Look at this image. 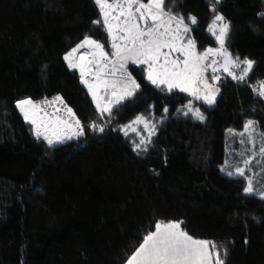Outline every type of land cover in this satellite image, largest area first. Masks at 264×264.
Instances as JSON below:
<instances>
[{
	"label": "trees",
	"instance_id": "1",
	"mask_svg": "<svg viewBox=\"0 0 264 264\" xmlns=\"http://www.w3.org/2000/svg\"><path fill=\"white\" fill-rule=\"evenodd\" d=\"M164 11L184 17L198 51L217 46L209 26L219 14L232 58L255 62L243 81L220 77L214 106L197 102L203 120L187 110L190 95L156 87L132 63L140 88L111 112L97 108L64 58L85 36L111 56L95 0H0V264H125L171 221L214 244L224 264H264V197L220 171L228 128L253 119L264 132V96L250 87L264 79V0H165ZM53 96L83 134L50 145L17 102ZM138 117L150 134L128 129Z\"/></svg>",
	"mask_w": 264,
	"mask_h": 264
},
{
	"label": "snow or ice",
	"instance_id": "2",
	"mask_svg": "<svg viewBox=\"0 0 264 264\" xmlns=\"http://www.w3.org/2000/svg\"><path fill=\"white\" fill-rule=\"evenodd\" d=\"M96 3L101 8L103 24L114 51L110 56L109 52L104 50L103 44L85 37L76 48L65 56V59L69 61L71 68L78 67L80 69L82 83L88 86L94 99H100L97 96L100 88L105 90L111 88L112 96L115 99L110 100L109 105L102 108L103 112H111L112 104H118L126 97L132 96L140 88L131 73L127 71L129 62L134 65H146V78L156 87L166 85L169 92L173 89L188 92L197 99H203L209 105L215 102V93L201 96L198 85L203 84L205 89L212 88V85L203 76V73L212 67V64L217 63L216 60H213L212 64L207 66L203 64L210 54L224 55L225 61L221 65L223 71L239 81H243L248 76L255 63L248 59L241 60L239 57L232 58L230 53L223 50L224 38L229 29L227 23L220 27V34L216 36L221 48H208L198 54L193 39H188L186 43H183V34L191 31L188 24L184 22V17L168 16V13L164 11L165 0H147V3H144L143 0H111V2L110 0H96ZM165 16H168V19H165ZM223 19L220 15L215 17L209 26L213 34H215L216 22ZM188 20L191 24L197 23L194 16L188 17ZM173 21H175V27L172 26ZM94 23L99 24L101 21ZM81 48H91L93 51L90 54H81L80 63L72 62L73 54ZM172 53H180V56L173 58ZM89 55H91V59H88ZM242 64L245 67L237 75L232 69H239ZM212 71L215 72L217 69L212 68ZM90 76L95 77L92 83L86 78ZM212 79L219 80L220 77L214 76ZM258 94L264 96V81L260 82ZM56 100L62 102L60 97H57ZM17 106L24 113L26 121L30 120L32 124L37 123L29 115V108L38 109V105L30 99H25L18 101ZM97 107L100 108L99 103H97ZM66 111L70 116H74L70 108L66 107ZM196 115L199 119H204L199 109L196 110ZM142 120L143 117H138L135 122L138 123ZM57 123L71 127L66 120H57ZM75 124L79 126V120H76ZM253 125V121H248L245 124V129H251ZM94 126L92 125V127ZM99 130L103 131L104 129L101 127ZM36 134L37 136L42 134L39 131V125H37ZM82 134L83 126H80V131L73 132L69 136L67 133L56 130V126L53 125L52 135L55 136V141L48 136H45V139L51 145L54 142H62L65 139H71L72 136ZM260 152L264 153V147L260 148ZM244 163L248 164L249 161L245 160ZM244 171V168L240 167L235 169L236 174L240 176L244 175ZM228 175L231 176L233 173L230 172ZM244 192H253L251 179L248 180ZM261 195L264 196V192ZM155 228V231L150 232L144 238L143 243L129 258L127 264H212L213 254L209 252V242L193 239L181 229L180 222L157 223ZM212 247L215 248V245L213 244ZM215 264H224V261L220 259L219 252L215 254Z\"/></svg>",
	"mask_w": 264,
	"mask_h": 264
},
{
	"label": "rangeland",
	"instance_id": "3",
	"mask_svg": "<svg viewBox=\"0 0 264 264\" xmlns=\"http://www.w3.org/2000/svg\"><path fill=\"white\" fill-rule=\"evenodd\" d=\"M110 2H111V0H110ZM143 2L144 3H147V1H144V0H143ZM99 8H100V6H99ZM100 10H101V8H100ZM101 15H102V12H101ZM168 16H173V15H171V14L168 13ZM168 16H165V19H168ZM102 19H103V17H102ZM212 22H211V24H212ZM223 24H225L224 21H217L216 22L215 34H213V32L210 30V27H209L210 33L212 35H214L215 37L218 36L220 34V31H219L220 30V27H222ZM172 26L173 27L176 26L175 21H173V25ZM189 28H190V26H189ZM183 35H184L183 43H186L188 39H193L192 36H191V34H190V32L189 33H184ZM85 37H89V38H91L93 40H96V39H94V38H92L90 36H85ZM85 37L83 39H81L77 44H75L65 54V56L68 53H70L72 51V49L76 48L77 45L80 44L85 39ZM109 40H110V37H109ZM96 41H98V40H96ZM208 48L220 49L221 48V45H220V43L218 41V44H217L216 47H208ZM208 48H205L202 51H198L197 48L195 50H196V52L198 54H200V53H203ZM223 50H226L227 53H229L228 50H227V48L225 47V43H224V46H223ZM92 51H93V49H91V48H81V49H79V51L77 53L73 54L72 62H74V63H80V60H79L80 55L81 54H85V53H89L90 54ZM113 51H114V49H112V52ZM165 51H167V49H165ZM65 56H64V58H65ZM172 56H173V58H175L177 56H180V53H172ZM88 59H91V55L88 56ZM213 60H216L217 63L216 64H212V61ZM65 61H66L67 65L69 66V61L66 60V59H65ZM224 61H225L224 55L215 54L214 53V54H210L209 57H208V59L203 62V64L205 66H207L209 64H212V67L208 68L207 71H205L203 73L204 78H206L207 79V82L210 85H212V88L211 89H205L203 84L198 85V87L200 88V95L201 96L207 95V94H210V93H215V100H216V98H217V96L219 94V91L218 92L215 91L216 89L219 90V87H218V84H217L218 80H213L212 77H214V76L221 77L222 75H224V74L227 73V72H224L223 71V68L221 67V65L224 64ZM129 63H131V62H129ZM144 66L146 67L145 69H146V76H147V66L146 65H144ZM212 68H216L217 71L213 72L212 71ZM72 69H76L81 74L80 69L78 67L77 68H72ZM241 69L242 68H239V69L238 68H233L232 70L235 73H239V72H241ZM127 71H128V65H127ZM185 93H187L188 95H190V100L189 101H191V104L188 103L187 110L190 111V112H192V113H194L195 115H196V110L199 109L197 107L198 106L197 105V102L202 101V102H204L208 106H214V104H215V102H214L213 104L209 105L203 99H197L195 96L191 95L190 93H188V92H185ZM104 98L105 99H108L109 98V101L110 100H114L115 98L112 96V90H108L107 89V93L104 96ZM25 99H28V98H23L21 100H25ZM125 99H123V100H125ZM108 105H109V102H107V100H105V103H103V104L100 105V110L102 111V108H104L105 106H108ZM112 106H114V104H112L111 107ZM18 109L21 112V110H20L19 107H18ZM199 112H200V109H199ZM21 114L24 116V113L23 112H21ZM29 115L31 116V118H33V119L35 118L36 119V117L34 116V113H33V109H31V108H29ZM136 120H137V118L134 120V123H132V124L129 125L128 129L129 130H134L138 126H143L146 134H150V132H151V126H150V124L144 118H143V120L141 122H138V123L135 122ZM248 121H253L254 122V125H253V127L251 129L246 130L245 129V125H244V127L242 129H239V130L238 129H235V128H228L226 130V133H225V152H226V155H225V160H224V162L222 163V165L220 167V171H221V173H223V174H225L227 176H230V175H228V173H230V172L233 173V175H231L230 177H244L245 178V183H246L245 184V188L248 185V180L251 179L252 180V185H253V192L252 193H249V194L256 195V196H262L261 193L264 192V153H261L260 152V148L261 147H264V132H262V131H260L258 129L255 120L248 119L246 121V123ZM38 122L39 121L37 120V123ZM38 124H40V123H38ZM53 125L56 126V130H58L60 132L63 131L62 133H67L66 130H65V128L62 127L60 124H57V123H54V124H51V125L41 126L40 127L41 129H39L40 133H42L44 136H48L49 138L53 139V141H55V136L52 135V127H53ZM46 129H48V130L46 131ZM67 134H69V136H71L70 133H67ZM144 138H145V135H144V137H141V140L144 141ZM245 160L249 161V163L248 164H245L244 163ZM237 167L244 168L245 171H244V175L243 176H240V175H237L236 174L235 169ZM171 222H179V221H171ZM160 223H167V222H160ZM181 229L184 232H186L182 227H181ZM155 230H156V228H155ZM151 232H153V231H151ZM188 235H190V234L188 233ZM190 236H192V235H190ZM193 239L203 240V241H208L209 242V252H211L213 254L212 264H215V254H216V251L211 247L210 241L207 240V239L195 238V237H193ZM133 254L130 257H132ZM128 260H127V262H128ZM127 262H126V264H127Z\"/></svg>",
	"mask_w": 264,
	"mask_h": 264
},
{
	"label": "built area",
	"instance_id": "4",
	"mask_svg": "<svg viewBox=\"0 0 264 264\" xmlns=\"http://www.w3.org/2000/svg\"><path fill=\"white\" fill-rule=\"evenodd\" d=\"M89 67H91V65ZM243 67H245V65L241 66V68H243ZM86 78L89 79L90 83L94 82V80H95L94 76H90V77H86ZM109 79H111V78H109ZM261 81H264V79L257 81V82H254V83H251V85H250L251 90L258 96H260L258 94V91L260 89V82ZM86 87L88 88V86H86ZM108 90H111V88H109ZM106 93H107V90H105L104 88H100L99 91L97 92V96L100 99H94L92 92H90L96 106H97V103H99L100 105L105 103V100H107V102H109V98L108 99L104 98ZM260 97H263V96H260ZM56 98H57V96H53V97H47V98L37 99V100L33 101L34 104L39 106L38 109H33V113H34V116L36 117V119L41 124V126L51 125V124L57 123V120H66L71 125V127H66V126L61 125V124L60 125L65 128L67 133L72 134L73 132L80 131V126H82L81 122L79 121L80 122L79 126L76 125L75 121L78 120L76 115L74 114V116H70L66 111V107L70 108V106L62 98H61L62 102L56 100ZM98 109H100V108H98Z\"/></svg>",
	"mask_w": 264,
	"mask_h": 264
},
{
	"label": "crops",
	"instance_id": "5",
	"mask_svg": "<svg viewBox=\"0 0 264 264\" xmlns=\"http://www.w3.org/2000/svg\"><path fill=\"white\" fill-rule=\"evenodd\" d=\"M90 66V65H89ZM226 74H228V73H226ZM236 74H240V72L239 73H236ZM35 119V118H34ZM36 120V119H35ZM36 122H37V120H36ZM39 123V122H38ZM38 123H36V124H34L33 126H35L34 128H35V130L37 131V125H39V129H41L40 127H41V125L40 124H38ZM61 132H63V131H61ZM69 135V134H68ZM136 252V251H135ZM134 252V253H135ZM126 264V263H125Z\"/></svg>",
	"mask_w": 264,
	"mask_h": 264
}]
</instances>
